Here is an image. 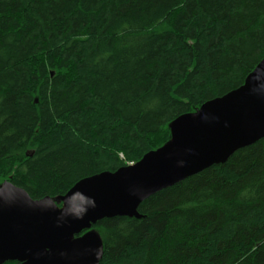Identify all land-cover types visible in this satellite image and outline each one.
<instances>
[{
  "label": "trees",
  "instance_id": "obj_1",
  "mask_svg": "<svg viewBox=\"0 0 264 264\" xmlns=\"http://www.w3.org/2000/svg\"><path fill=\"white\" fill-rule=\"evenodd\" d=\"M263 60L264 0H0V188L62 207ZM137 211L81 234L100 264H264V138Z\"/></svg>",
  "mask_w": 264,
  "mask_h": 264
},
{
  "label": "water",
  "instance_id": "obj_2",
  "mask_svg": "<svg viewBox=\"0 0 264 264\" xmlns=\"http://www.w3.org/2000/svg\"><path fill=\"white\" fill-rule=\"evenodd\" d=\"M172 139L136 164L78 182L59 207L6 183L0 188V264H100L104 246L92 229L105 218L138 216L157 192L216 165L264 138V60L245 84L183 115ZM34 153H28L31 157Z\"/></svg>",
  "mask_w": 264,
  "mask_h": 264
}]
</instances>
